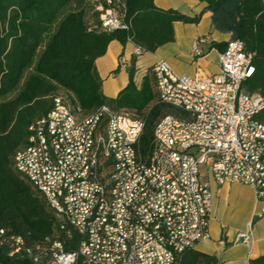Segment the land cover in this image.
Returning <instances> with one entry per match:
<instances>
[{"label": "built area", "instance_id": "1", "mask_svg": "<svg viewBox=\"0 0 264 264\" xmlns=\"http://www.w3.org/2000/svg\"><path fill=\"white\" fill-rule=\"evenodd\" d=\"M93 1L100 27L89 23L91 30L129 29L125 0ZM202 42L192 44L197 56ZM226 44L216 74H178L162 59L151 67L160 101L180 113L156 123L146 154L142 121L107 107L83 115L65 96L30 125L14 168L42 195L65 235L72 230L80 237L71 253L47 239L34 264H175L210 237V181L250 186L254 217L264 219V122L257 119L264 98L242 89L253 76V54L238 40ZM132 52L144 53L138 46ZM252 241L249 228L234 243L249 248ZM13 245L14 253L24 247L19 238Z\"/></svg>", "mask_w": 264, "mask_h": 264}, {"label": "trees", "instance_id": "2", "mask_svg": "<svg viewBox=\"0 0 264 264\" xmlns=\"http://www.w3.org/2000/svg\"><path fill=\"white\" fill-rule=\"evenodd\" d=\"M154 1L125 0L129 29L102 32L90 29L89 23L100 27L93 0H0V264H34L32 257L41 256L37 247L43 249L47 239L60 241L67 252L78 250L80 237L72 230L65 235L67 228H61L42 195L13 164L15 153L28 146L30 125L50 112L59 92L83 115L107 107L142 121L143 154L150 150L156 123L180 113L160 101L151 68L136 83L134 55L126 69L127 84L114 98L102 95L94 62L104 57L111 42H132L144 53H154L173 42L175 22L197 25L209 12L215 30L230 33V39L253 54V76L242 89L264 98V0H197L205 8L193 17L157 9ZM226 45L215 42L210 48L223 52ZM119 70L118 64L113 74ZM257 119L264 122V110ZM18 238L24 247L14 253ZM176 259L175 264H218L216 257L194 249ZM248 264H264V256Z\"/></svg>", "mask_w": 264, "mask_h": 264}, {"label": "crops", "instance_id": "3", "mask_svg": "<svg viewBox=\"0 0 264 264\" xmlns=\"http://www.w3.org/2000/svg\"><path fill=\"white\" fill-rule=\"evenodd\" d=\"M154 6L162 10H177L189 17L196 16L205 8L203 3L197 0H155ZM172 43L160 46L154 53H143L137 57L135 81L140 83L141 78L160 59L171 65L178 74H216L218 70V50L210 48L211 43H227L231 34H223L213 28L211 14L204 12L197 25L175 22L173 24ZM196 40H202L199 49L202 54L197 56L192 44ZM134 45L127 42L122 46L119 42H111L104 57L95 60L98 76L104 83V77L113 76V71L120 66L119 72L125 75V81L116 89L112 96L114 98L123 88L128 80L126 69L133 56ZM120 56V57H119ZM104 61L111 64L107 69ZM118 72V73H119ZM106 75V76H105ZM114 77V76H113ZM102 92V87H101ZM103 95V92H102ZM212 192V209L209 219V239L198 243L194 250L208 256H214L218 264H248L249 261L264 256V219L254 217L255 207L254 191L249 186L239 184L223 185L217 187L209 182ZM252 231L253 243L247 248L241 242L234 243L238 232L248 229Z\"/></svg>", "mask_w": 264, "mask_h": 264}, {"label": "rangeland", "instance_id": "4", "mask_svg": "<svg viewBox=\"0 0 264 264\" xmlns=\"http://www.w3.org/2000/svg\"><path fill=\"white\" fill-rule=\"evenodd\" d=\"M103 67H106L107 69H109L111 67V64L108 63L107 61L106 62L104 61V66ZM113 76H109L107 78H105V77L103 78L104 79L103 80L104 83H103V86H102V92H103V95H105V96H112L113 95L112 93L116 89H118V87L121 84H123L124 81H125V75L122 72L116 73ZM58 94H60L63 97L66 95V93H62V92H59Z\"/></svg>", "mask_w": 264, "mask_h": 264}]
</instances>
